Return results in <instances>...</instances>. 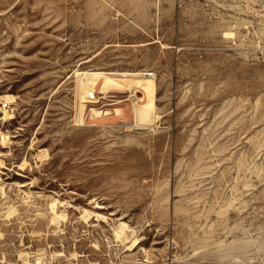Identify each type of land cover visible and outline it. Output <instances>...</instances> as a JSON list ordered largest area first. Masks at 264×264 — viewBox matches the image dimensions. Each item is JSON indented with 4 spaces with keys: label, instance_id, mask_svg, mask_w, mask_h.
Segmentation results:
<instances>
[{
    "label": "rangeland",
    "instance_id": "1",
    "mask_svg": "<svg viewBox=\"0 0 264 264\" xmlns=\"http://www.w3.org/2000/svg\"><path fill=\"white\" fill-rule=\"evenodd\" d=\"M0 264H264V0H0Z\"/></svg>",
    "mask_w": 264,
    "mask_h": 264
},
{
    "label": "bare ground",
    "instance_id": "2",
    "mask_svg": "<svg viewBox=\"0 0 264 264\" xmlns=\"http://www.w3.org/2000/svg\"><path fill=\"white\" fill-rule=\"evenodd\" d=\"M147 73H149V72L147 71ZM129 75H136V77H137V74L130 73V72L87 71L85 73L84 72L78 73L79 87L81 90H83L82 91V97H81L82 100L87 101L86 99H88V100H90V102H93V101L96 102L97 100L96 99L94 100L92 98H94L96 96L98 97V95H97V91L99 89L98 86H100V92H98V93H107L108 91H110V89H113V88H120V89L132 88L133 83H134V79L136 77L135 76H129ZM149 75L153 76L154 73L149 74ZM144 78L150 79L152 77H144ZM87 81H91L90 87L88 86ZM83 84L84 85L86 84V88H84ZM80 106H81L80 111L82 112V110H83L82 107H84V105L81 104ZM135 108H136L135 112H136V116H137L138 120H140L141 122H144V123H149V122L154 121V119H153L154 109L152 112L151 110L146 109L144 106H139V105H138V107L135 106ZM149 108H151V107H149ZM93 113L95 115H100L102 112L98 111L96 109H93ZM80 115H81V113H80Z\"/></svg>",
    "mask_w": 264,
    "mask_h": 264
},
{
    "label": "built area",
    "instance_id": "3",
    "mask_svg": "<svg viewBox=\"0 0 264 264\" xmlns=\"http://www.w3.org/2000/svg\"><path fill=\"white\" fill-rule=\"evenodd\" d=\"M143 74H144L145 76H147V75H148V76H151V75H149V74H152V73H151V72H149V73L144 72Z\"/></svg>",
    "mask_w": 264,
    "mask_h": 264
}]
</instances>
